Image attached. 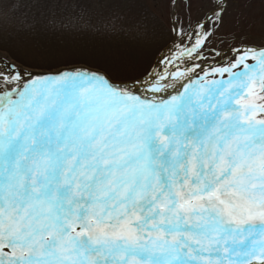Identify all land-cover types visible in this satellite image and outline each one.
<instances>
[{"label":"snow or ice","instance_id":"1","mask_svg":"<svg viewBox=\"0 0 264 264\" xmlns=\"http://www.w3.org/2000/svg\"><path fill=\"white\" fill-rule=\"evenodd\" d=\"M211 3L181 56L224 25ZM235 52L160 102L184 73L0 59V264H264V49Z\"/></svg>","mask_w":264,"mask_h":264},{"label":"trees","instance_id":"2","mask_svg":"<svg viewBox=\"0 0 264 264\" xmlns=\"http://www.w3.org/2000/svg\"><path fill=\"white\" fill-rule=\"evenodd\" d=\"M173 1L0 0V53L36 71L84 66L116 83L144 78L173 41ZM196 2L181 0L180 25Z\"/></svg>","mask_w":264,"mask_h":264},{"label":"rangeland","instance_id":"3","mask_svg":"<svg viewBox=\"0 0 264 264\" xmlns=\"http://www.w3.org/2000/svg\"><path fill=\"white\" fill-rule=\"evenodd\" d=\"M175 1L176 0H174L171 5L170 14L173 32L175 29L178 34L175 38L173 37L172 43L174 45L169 48L171 43L163 51H166L162 56L164 60H166L167 54L172 57L161 65L158 73L179 71L184 73V75L178 79H173L169 76L168 80L163 82L167 83V88L155 94L156 102L170 98L171 95H176L178 92L183 93L184 88L191 87L193 82H199L203 79L227 80V73H225L223 77L219 75L214 76L212 75V69L214 67L228 66L238 56L235 49H243L246 47L264 49V0H227V12L225 13L224 25L210 37L209 41L206 42V46L197 54V58L194 59L193 56L188 55L181 56L180 53L182 51L186 52L188 47L192 44V40L195 39L194 36L192 39H185V33L192 36L196 21L198 19H204V10L210 9L212 3L211 0H197L193 12L182 26L178 20V16L183 13V10H180L181 0H178L176 7ZM174 11H176L175 22H173ZM196 31H200V29H196ZM217 53L222 55H217ZM0 56L10 59L3 53H0ZM177 57H179V59H177ZM157 61H159V57L156 63ZM248 63L253 64L254 61L249 60ZM71 68L75 67L62 68L59 70H68ZM241 68L242 65L239 68H234L233 71L238 72ZM138 87L141 93L149 96L152 95L149 92H144L142 86L138 85Z\"/></svg>","mask_w":264,"mask_h":264},{"label":"bare ground","instance_id":"4","mask_svg":"<svg viewBox=\"0 0 264 264\" xmlns=\"http://www.w3.org/2000/svg\"><path fill=\"white\" fill-rule=\"evenodd\" d=\"M172 56L170 55H166V60L167 59H170ZM4 57H2V56H0V59H3ZM9 62H11V63H15L13 60H11V59H7ZM166 60H164L163 58H161L159 61H157V63H156V66L154 67V70H153V72H155V73H158V71H159V68L161 67V65L166 61ZM15 64H17V63H15ZM18 65V64H17ZM20 66V65H19ZM21 67V66H20ZM22 68V67H21ZM24 69V68H23ZM25 71H30V70H27V69H24ZM25 79H27V77L25 78ZM142 88H143V86H142Z\"/></svg>","mask_w":264,"mask_h":264},{"label":"water","instance_id":"5","mask_svg":"<svg viewBox=\"0 0 264 264\" xmlns=\"http://www.w3.org/2000/svg\"><path fill=\"white\" fill-rule=\"evenodd\" d=\"M178 0L175 1V7H176V4H177ZM175 17H176V11H174L173 13V22H175ZM178 34V32L174 29V38L176 37V35ZM174 44L172 43L169 48H171ZM166 52V51H165ZM165 52H163L160 56H159V60L162 58V56L165 54ZM19 65V64H18ZM156 66V65H155ZM154 66V67H155ZM22 68H24L23 66H21ZM75 68H86V69H90V68H87V67H84V66H80V67H75ZM25 69V68H24ZM28 70V69H27ZM93 70V69H91ZM154 70V68H153ZM153 70L151 72H153ZM31 72H35V73H41V71H35V70H30Z\"/></svg>","mask_w":264,"mask_h":264}]
</instances>
